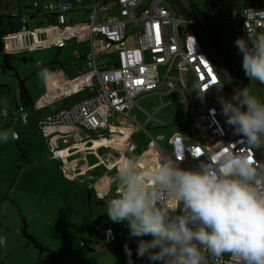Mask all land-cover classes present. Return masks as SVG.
<instances>
[{"label":"built area","instance_id":"2783aa9c","mask_svg":"<svg viewBox=\"0 0 264 264\" xmlns=\"http://www.w3.org/2000/svg\"><path fill=\"white\" fill-rule=\"evenodd\" d=\"M182 6L180 10L169 0H52L43 4L41 0H33V15L19 16L13 21L14 27L4 35L6 46L10 48L13 41L31 39L30 47H39L44 44L38 38L42 30L59 31V38L51 42L57 47L66 45V37L77 36L80 42L89 43L82 76L87 79L86 85L96 86L95 94L82 102L40 118L38 124L43 134L48 136L52 133L50 128L75 123L100 130L111 125L113 114L136 122L130 114L134 106L147 115L145 125L139 124L140 127L147 130L148 126H166L157 112L175 103L174 93L178 92L182 98L177 101H182L186 107L181 123L185 130L173 134L169 143L171 157L180 167L197 169L208 161L210 153H222L225 149L247 152L264 164V145H249L245 137L237 134L221 104V98L231 99L238 90L237 79L244 72L243 56L236 66L226 62L202 27L194 8L185 1ZM77 10H83L86 18H70ZM38 14H44L46 27L30 29L29 18ZM13 15L18 13L13 12ZM101 16L106 18L101 20ZM247 24L251 32L264 31L263 4L243 5L231 13L229 25L236 36L247 35ZM14 46L12 51L17 48ZM162 65L168 66L165 82L159 73ZM174 70L178 74V85L174 81ZM156 91L163 103L154 113H149L138 104V97ZM164 96L168 98L166 103ZM16 114L17 117H9L5 110L3 120L20 119L23 124L28 123V111L20 108ZM149 135L151 147H160L158 139ZM13 137L19 138L16 130ZM136 147V142L131 140L127 150L132 152ZM51 157H59L54 148ZM64 173L70 178L66 169ZM125 222L98 226L105 242L114 243L116 227L125 228ZM209 262L215 264L212 257ZM218 264L240 262L226 253Z\"/></svg>","mask_w":264,"mask_h":264},{"label":"rangeland","instance_id":"374dc122","mask_svg":"<svg viewBox=\"0 0 264 264\" xmlns=\"http://www.w3.org/2000/svg\"><path fill=\"white\" fill-rule=\"evenodd\" d=\"M19 1L22 14L33 9V0H0L2 18L7 19L14 11L19 14ZM45 1L52 0H41V4ZM184 1L190 5L192 2L196 4L199 11L195 10V13L211 38L214 37L216 24V45L220 51L238 50L235 44L237 39L229 25L231 13L240 10L244 2L247 5L255 4V0H179L178 3L175 2L176 7L183 10ZM81 16L85 17L83 11L75 15V20ZM15 20L16 18L13 19ZM31 25L36 26L34 23ZM62 48V51L57 48L42 49L13 58V65L21 77H27V87L35 97L42 92L44 85L39 60L49 62L55 58L54 65L59 69L64 66L70 77L79 75L76 66L84 65V61L76 55L83 52L86 45ZM239 55L242 57L241 53ZM167 71V65L159 67L162 82L167 79ZM173 76L178 85L176 70ZM237 85L238 89L248 87L253 95L264 100V84L252 81L245 75V71L237 79ZM158 92L144 94L138 101L139 105L149 113H154L163 103ZM181 96L178 92L174 93L175 103L166 105L157 113V117L164 121L166 126L147 127V131L154 137L164 135L165 139L160 143L168 151L170 146L167 141L173 134L181 131L176 124L182 123L185 115V104L177 101ZM163 98L166 103L168 98ZM15 101H20L19 79L13 70L4 68L0 57V264H163L162 261H152L149 257L135 260L124 258L116 249L118 241L108 244L102 239L98 226L103 223L110 200L106 199L100 203L93 198V201L89 202L86 188L63 177L58 162L50 159L48 142L38 130L33 129L37 128L35 122L31 123L32 132L26 131L23 134L22 129H19L22 134L20 139L9 138L11 130L3 122L2 109L6 106L11 111ZM132 115H136L137 121L145 125L147 115L143 111L136 109ZM69 132L82 137L98 136V133L83 129L72 128ZM136 132L139 149L130 154L132 159H136L149 146L150 137L146 131L141 129ZM19 143L27 148V157H24ZM98 143H94L93 149L95 145L96 149L101 147L104 142ZM24 222L27 223L28 232L49 247L50 251L41 253L28 241L23 233ZM82 236L97 241L94 250L89 251L82 247ZM120 241L131 247L134 236L130 235L129 230L121 235Z\"/></svg>","mask_w":264,"mask_h":264},{"label":"clouds","instance_id":"9594fccd","mask_svg":"<svg viewBox=\"0 0 264 264\" xmlns=\"http://www.w3.org/2000/svg\"><path fill=\"white\" fill-rule=\"evenodd\" d=\"M246 27V37L235 44L245 75L264 84V31ZM221 104L237 134L249 145H264V100L247 87ZM115 182L107 215L114 223L127 221L132 236L152 237L139 242L140 256L163 264H210L212 257L218 264L227 253L240 264H264V164L251 154L210 153L197 169L165 158L142 170L128 160Z\"/></svg>","mask_w":264,"mask_h":264},{"label":"crops","instance_id":"0c3cea01","mask_svg":"<svg viewBox=\"0 0 264 264\" xmlns=\"http://www.w3.org/2000/svg\"><path fill=\"white\" fill-rule=\"evenodd\" d=\"M261 4L264 5V0H255V4H251V5H261ZM21 11L22 10L20 8V1H19V12ZM81 11L83 10H77L76 12L70 14L69 15L70 18L75 19L76 18L75 15L77 13H80ZM83 14L85 17H82L83 16L82 15L81 18L84 19L86 18V13L83 11ZM39 15H41L43 18L39 17ZM81 18H78V20ZM103 18L106 17L101 16V20ZM29 19H30L29 21L30 29L37 30L39 28L43 27L44 29V27H46L44 24L45 22L44 14H38L36 17ZM1 21L3 22L4 20L1 19ZM32 23H34L36 26H32L31 25ZM59 34H60L59 31L56 29H52L50 31L49 30L40 31L38 33V38L41 40V42H44V44L39 47H35L34 45L30 47V43L33 42L31 39H25V40L21 39L17 42L13 41L11 44L13 47L10 46V48L6 46V42H5L6 52L14 53L16 55H23L28 52L38 51L42 49H51V48H57L60 51H62L63 49L62 47H57L56 45L51 43L52 41L59 38L60 36ZM33 40L35 41V39ZM65 40H66V45H64L63 47L75 46V45L78 46L84 44L86 45V49L83 52L76 55V57L78 59L83 60L85 64L84 54L85 51L88 50L89 48V43L80 42L77 36L75 37L68 36L65 38ZM14 45H16L17 48L14 51H12L15 48ZM53 60H55V58ZM52 61L43 62L42 60H39V63L42 68L41 63L46 64ZM74 64L75 66L77 65L76 62ZM83 66L84 65L82 66L80 65L79 67L76 66L77 70L79 71V75L74 77H70L67 74L64 66H62V69H59L54 65V67L56 68V70L54 71L47 69L46 67L44 71H42L43 84H44L42 92L37 94L36 97L32 94V92H30L34 101V108L37 111L36 115L33 114L29 115V121L28 123H26L27 125L23 124L21 121H18V123L16 124L17 127L14 126L15 128L11 126L12 125L11 123H7L5 121L3 122H5L6 126L10 128L11 133L14 130H17L20 133V138L22 134L19 129H22L23 134L26 131L32 132L31 123L35 122L37 128L34 127L33 129L38 130V133H40L45 139V141L48 142L50 159L54 161L56 160L58 162L59 164L58 166L59 169L61 170L63 177H65L64 169H66L67 174L70 175V178L65 177L66 180L77 182L81 184L84 188L88 187L89 190H92L91 201H93V198H95L96 200L97 199L100 200L102 203L105 202L106 199L111 200L112 198L115 197L116 188H117L115 182L116 171L119 168V166L125 161L136 160L141 165L142 170H144L151 166H159L162 160L165 158H168L170 160H173V158L171 157V146L169 143V139L167 143L170 146V151H168L167 148H165L160 143L161 140L165 139L163 134L156 136L160 147L158 148L151 147L150 145L151 137L149 135L150 133L144 128L140 127L139 126L140 123L138 121L129 122L124 118H120L117 114H113L110 116L111 125L109 127L100 130H91L80 123H75L72 125H63V126L50 128L49 130L52 133L48 136L43 134L38 124V120L40 118H44L53 115L55 113H58L66 108H69L75 104L82 102L83 100L95 94L96 86L86 85L87 79L82 76L81 72ZM163 88L165 89V87ZM143 96L144 94L140 95L138 97V101ZM136 109L144 112V110H142L140 107L134 106L131 109L130 114L132 115V112ZM5 110L6 113L9 115V117H13L14 113L17 111V108L13 107L12 110L9 111L6 108V106H4L2 109V117ZM132 116H134L135 119L137 120L136 115H132ZM176 126L180 128L181 131L185 130L183 125H181V123H177ZM72 128L73 130L83 129L87 131H92L94 133H98V136H89V137L78 136V134L69 132L70 129ZM141 129L146 131V133L150 137L149 146L147 149L142 151L141 154L138 155L136 159H132L130 157V154L135 153L139 149V143L137 142L138 132L136 131H140ZM9 138H12L11 134L9 135ZM131 140H134L136 142L137 147L134 151L129 152L127 150V146ZM98 141L104 143H101V147L96 149V145L99 144ZM94 143L96 145L94 146L93 149ZM53 148L57 150L59 155L58 158L51 157ZM106 221H103L102 225ZM125 224H126L125 226L126 230L125 229L124 230L125 232H128L130 229L127 226V221L125 222ZM141 238L142 237L134 236V243H139L142 240ZM87 239L92 240L91 238H87Z\"/></svg>","mask_w":264,"mask_h":264},{"label":"trees","instance_id":"16d2710c","mask_svg":"<svg viewBox=\"0 0 264 264\" xmlns=\"http://www.w3.org/2000/svg\"><path fill=\"white\" fill-rule=\"evenodd\" d=\"M169 1H172L174 3L175 2L176 3L179 2V0H169ZM243 5H246V3L244 2ZM191 7L194 8V11L198 10L197 6H196V4L194 2L191 3ZM212 11L213 12L215 11L214 8H212ZM23 15L32 16L33 15V9L31 11L28 10V13H26V14H22L21 12H19V14L17 16L13 15V13H12V14H10V16L7 17V19L6 18L5 19L2 18L3 15H0V57L3 60V62H4V68L5 69L8 68L10 70H13L15 72V76L19 79V99H20V101H15L14 108H17V111L14 113V117H17L16 113H18L20 108L28 111L29 115L30 114L36 115V112H37L36 109L34 108L33 98H32L31 93H30V91H29V89L27 87V83H26L27 82V77H25V78L21 77L20 74L18 73V71L16 70V67L12 63L13 58H15L18 55L14 54V53H7L6 52V47H5V41H4V35L7 33V31L9 29H11L10 27H14L13 19L14 18L18 19L19 16H23ZM1 19H3L4 21L2 22ZM217 31H218V28H217L216 24H214V37L211 38V39L215 42V44H217L216 43L217 42V37H216ZM235 37H236V39L241 38V36H236V35H235ZM217 49H218V47H217ZM218 52L220 53V55H222L224 57L226 62H228L230 64H233L234 66H236V64L238 63L239 59L241 58V56L239 55L240 52L238 50L237 51H229V50L220 51L218 49ZM24 60H27V59L24 58ZM54 64H56L55 60H53L50 63L42 64V68L41 69H42V71H44V69L47 67V69H50V70L54 71V70H56V68L54 67ZM18 121H20V119H16L15 122L12 121L11 119H8L5 122L11 123L12 124L11 126L13 128H15L14 126H16ZM38 122H39V120H38ZM11 137L13 138V132L11 133ZM19 138H20V133H19ZM19 138H16V139H19ZM24 143H25V145L27 144V142H24ZM19 148L22 151L24 157H27V152H28L27 148L22 147L20 143H19ZM86 189H87V192L89 194L88 195L89 202H91V200H92L91 199L92 198V190H89L88 187H86ZM98 202L101 203L100 200H98ZM103 221H106L103 224V226L108 225L109 223H113L109 219L107 214H104ZM124 229L125 228H123V227H116L117 240L115 242L118 241V243H119L118 245H116V249L122 254V256L124 258L128 257V258H131L133 260L139 259V258H148L149 257L148 254H145L144 256H140L138 254L139 243H133L131 247H127L124 244H122V242L120 241V237L125 232L126 229L125 230ZM23 233H24L25 237L28 239V241L32 242L40 250L41 253L50 251L49 247H47L44 244H42L34 235H32L31 233L28 232L27 223L26 222H24ZM141 237H142L141 238L142 240H150V239H152L151 236H141ZM102 239L104 240L103 235H102ZM81 242L83 244V248L86 249V250H89V251L94 250V245L97 243V241H93V240L87 239L84 236L81 237ZM111 244H113V243H111Z\"/></svg>","mask_w":264,"mask_h":264},{"label":"snow or ice","instance_id":"6c2138e0","mask_svg":"<svg viewBox=\"0 0 264 264\" xmlns=\"http://www.w3.org/2000/svg\"><path fill=\"white\" fill-rule=\"evenodd\" d=\"M157 34H158V26H157Z\"/></svg>","mask_w":264,"mask_h":264},{"label":"bare ground","instance_id":"6f19581e","mask_svg":"<svg viewBox=\"0 0 264 264\" xmlns=\"http://www.w3.org/2000/svg\"><path fill=\"white\" fill-rule=\"evenodd\" d=\"M172 203V201L170 202V204Z\"/></svg>","mask_w":264,"mask_h":264},{"label":"water","instance_id":"95a60500","mask_svg":"<svg viewBox=\"0 0 264 264\" xmlns=\"http://www.w3.org/2000/svg\"><path fill=\"white\" fill-rule=\"evenodd\" d=\"M164 89V88H163Z\"/></svg>","mask_w":264,"mask_h":264}]
</instances>
